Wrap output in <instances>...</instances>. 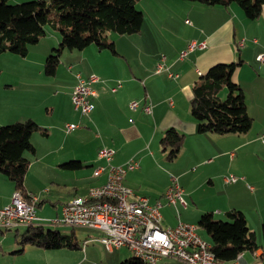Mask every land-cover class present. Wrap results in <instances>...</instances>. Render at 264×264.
Segmentation results:
<instances>
[{
	"label": "crops",
	"instance_id": "crops-1",
	"mask_svg": "<svg viewBox=\"0 0 264 264\" xmlns=\"http://www.w3.org/2000/svg\"><path fill=\"white\" fill-rule=\"evenodd\" d=\"M22 1L32 0H11L12 3ZM151 1L155 4L152 5ZM137 7L144 12L145 16L142 32L136 34L142 40L141 46L134 44L135 47L132 49L127 48L126 52H120V39L112 40L109 37L115 44L116 52L100 50L95 45L78 50L79 53H74L76 50L71 51L72 56H76L80 64L75 75L76 81H73L74 83L69 87L71 101L78 76L88 79L95 75L99 78V81L92 85L98 93V97L94 100L93 112L87 117L80 115V118H71L68 122V124H81L75 131L81 137V146L88 152L83 156L84 161L95 162L91 166L93 171L97 166L105 164L104 160L98 157L99 150L103 147L115 151L112 161L115 165H125L133 160L137 163V167L127 172L125 183L136 193L147 196L151 204L160 200L163 203L160 209L161 214L164 208L173 207L178 222L179 207L184 209L188 203L186 201L185 207L180 204L176 207L168 205L164 194L169 185L177 180L184 191V196L186 194L194 203L196 193L205 181L212 187L219 188L217 181L223 176L222 182L225 187L211 195L212 199L209 201L213 202L212 206L208 204L200 206L204 202H197L196 208L212 213L216 211L219 215L222 213L226 215L232 209L242 211L260 245L255 252L244 253V264H264V237L263 240L260 237L261 227L264 225V143L262 141L264 138V63L258 59L259 54L264 55V6L261 17L257 20L248 19L243 10L235 4L223 7L206 6L185 0H140ZM148 11L152 15L149 18L150 26L154 29V36L142 37ZM50 29L55 32L52 28ZM47 35L46 29V35L36 45L31 46L25 56L28 58L34 55L33 60L38 59L36 62L33 61L35 64L43 65L46 55L48 56L47 53L51 52L48 51L46 54L43 52L40 57L35 53L32 54L34 50L41 49V46L46 43ZM166 35L169 36L168 39ZM53 38L57 42L61 41L57 32ZM192 42H205L207 48L192 51L186 58L180 59V52ZM122 45L125 46V43L122 42ZM52 47L53 50L56 47L55 44ZM3 54L0 56L13 61L17 60L16 56H19L9 55L12 53ZM240 61L241 64L233 74V80L244 91L247 110L253 118L251 129L241 135L198 133L197 121L191 114L194 84L210 67L218 63ZM161 62L165 64V68L158 73L157 65ZM0 70L2 75L3 70L1 68ZM170 73L178 76L171 77ZM19 76L22 77L23 73ZM118 84L120 87L113 92L112 88ZM0 88L5 91V95L0 100V125L11 123L17 117L25 119L27 103L22 102L25 98L21 95L19 98L13 82L0 85ZM133 101H138L140 106L132 109L130 105ZM145 104H151V113L144 111ZM34 108L29 110L32 111ZM39 126L45 128L43 124ZM63 128L61 129L66 135L75 132H67L65 127ZM170 128L185 135L184 145L174 161L167 159L160 145L161 138ZM91 131H95L94 137L87 134ZM49 134L47 129L46 136ZM87 138L88 141L94 139L96 145L91 147ZM249 154H253L254 159L258 157L256 161L260 164L245 165L244 156ZM54 163L52 160L51 167L55 166ZM213 163L218 167L216 171H204L206 165ZM78 164L80 168L83 167L82 162ZM32 165L30 160L24 183L28 196L39 197L42 214H38L37 211V216L40 219L49 218L45 216L57 218L61 215L63 207L56 215L51 216L50 213L53 210L44 207V203L49 199L40 197L41 194L36 193L37 190L28 185ZM197 168L198 171H196ZM172 172L175 176L169 174ZM230 175L237 176L239 179L235 183H227L225 178ZM165 178L168 182H162ZM148 179L153 180L149 185L145 183L149 182ZM170 181L171 184H169ZM157 182H160L163 188L149 192L150 187L158 186ZM15 191L14 183L0 173V207L11 203ZM44 191H47L44 192L46 194L49 193L48 189ZM219 195L221 199L218 201ZM52 206L55 207V204ZM162 219L165 223L163 215ZM178 222L163 226L174 227ZM18 228L12 230L18 231ZM199 229L201 230L200 227ZM0 233L1 251V245L4 240L6 241V236L3 235V229H0ZM19 236L21 235L16 232L15 243L20 240ZM86 247L81 249L85 250ZM25 248L22 253L12 251L11 254H25ZM5 256V254L0 256V264ZM167 260V258L162 259L161 264H168Z\"/></svg>",
	"mask_w": 264,
	"mask_h": 264
},
{
	"label": "trees",
	"instance_id": "trees-1",
	"mask_svg": "<svg viewBox=\"0 0 264 264\" xmlns=\"http://www.w3.org/2000/svg\"><path fill=\"white\" fill-rule=\"evenodd\" d=\"M139 1L32 0L12 3L11 0H0V55L12 53L25 57L30 47L46 35L48 26L61 37L59 46L47 56L44 65V73L55 76L65 50H83L95 45L100 50L116 52L114 42L109 39L110 33L120 36L140 34L145 16L137 7ZM185 1L206 6L229 7L235 4L250 20L259 19L264 6V0ZM240 64L241 61L218 63L194 84L191 114L197 121L198 133L241 135L251 129L253 118L248 113L244 91L233 80V74ZM223 92L226 93L225 98H222ZM35 132L47 135V129L32 120L0 126V173L14 183L25 200H29L24 181L30 166L26 154H36L31 141ZM184 142L185 135L170 128L161 138L160 145L167 159L174 161ZM78 163L71 162L69 165L79 167ZM196 225L206 233L210 252L222 264L234 261L240 253L255 252L260 247L255 232L250 230L240 210L228 211L225 220L215 219L212 212L203 213ZM262 233L264 237V225ZM18 243L21 249L16 253H22L27 245L47 250H79L82 247L75 234L45 230L43 223L27 225ZM120 264L148 263L133 256Z\"/></svg>",
	"mask_w": 264,
	"mask_h": 264
},
{
	"label": "rangeland",
	"instance_id": "rangeland-1",
	"mask_svg": "<svg viewBox=\"0 0 264 264\" xmlns=\"http://www.w3.org/2000/svg\"><path fill=\"white\" fill-rule=\"evenodd\" d=\"M151 4L154 5L155 2L151 1ZM147 14H148L147 15L148 18H146L147 21L143 28L144 34L142 37H147L149 35L154 36L153 33L154 29L150 26L151 19L149 18L152 15L149 11ZM46 29L48 31V35H47L48 38L46 40V43H44L41 46L42 47L41 49L34 50L32 52V54L35 53L39 57L40 54H42L43 52H45L46 54L48 51H51L47 53L49 56L52 53V48H53L52 46H54L55 44L56 46L55 48H57L61 42V41L57 42L53 38L56 32H52L50 27L48 26L46 27ZM159 30H164V29L159 28ZM109 37L112 40L120 39L119 40L120 52H126L127 48L132 49V47H135L134 44L141 46L142 40L137 35L120 36L114 33H110ZM166 37L167 39L169 38L168 35H166ZM122 42L125 43V46L122 45ZM77 52L79 53L78 50H76L74 53ZM63 53L64 54H62L61 56V63L58 67L57 73L55 76H51V77L47 76L44 73V65L47 55L44 59L43 65L34 63L38 61V59H36V61L33 60V58L35 57L34 55L29 56L28 58L16 56L18 58L15 61L8 60L4 58L5 56H0V68L3 70V73L0 77V85H5L8 84V82H13L14 87L17 89V92L19 93V98L20 95L24 97L25 99L22 100V102L27 103L26 106L28 107V110L25 112L27 113L25 119H20L19 117H17V119L14 120L13 122L6 123L0 126H6L17 122H26L32 118L31 120H34L39 125L43 124L44 127L48 129V131L50 132L48 136L43 135L41 132L33 133L31 141L36 148L37 156H34L31 153H27L26 156L33 163L31 168L32 170L28 177V185L31 188L32 187L35 188L37 190L35 192L41 194L39 195L40 197L42 196L43 198L45 197V199H49L44 203V207L53 210L50 213L51 216L56 215L64 206V203L66 204L67 202L74 199L76 196H80L84 198L87 195L88 190L90 188L102 184L105 180V177L97 178L93 175V170L91 167L92 165H94L93 163H95L93 162V160L84 161L85 159L83 158V156H85L86 153L88 152L85 150L84 147L81 146L82 144L81 137L80 135L77 134V131L72 132L69 135H66L62 130L64 129L63 127H65V125L71 121V118L81 117L79 112L78 113L75 112L73 102L69 97L70 94L69 87L74 83L73 81H76L75 75L76 72H78L77 68H79L80 65L79 59H77L76 56H72L71 54L72 52L69 50H65ZM9 55H13V54H9ZM25 72L30 74L29 75L24 74ZM20 73H23L22 77L19 76ZM4 95H5V91H3L2 88H0V100ZM225 96L226 93L223 92L222 98H225ZM22 105L24 106L25 104ZM32 107L35 108L32 111H30L29 109ZM90 130H92V128ZM90 133L87 132V134L90 137H94L95 131H91ZM88 143L90 144L91 147L93 145H96L94 139L93 140L90 139ZM256 159L259 158L256 157L254 159L253 154L252 155L249 154L248 156H244L243 163L245 165L260 164L259 162L256 161ZM52 160L53 162H55L54 167H51ZM71 162H82L83 167L81 168L72 167L71 165H69ZM217 168L218 167L213 163L210 165H206L204 171L214 172L216 171ZM198 170L199 169L197 168L196 171ZM169 174H171V176H175L173 175V172ZM222 177H219V180L217 181V183L219 184V188L212 187L211 184H208L205 181L204 185L201 186L199 191L196 193L195 196L196 201H194V203L185 194V199L188 203V206L184 209L179 207L180 220L182 222L188 224L198 223L200 216L203 213H206V211L198 210L196 208V203L204 202L200 204V206H204L205 204L212 206L213 202L209 201L212 199L211 195L217 192L219 189H224L225 187L222 182V180L224 181ZM237 178L239 179V177ZM166 181L167 178H165L162 182H166ZM152 182L153 180H149V182L146 181L145 183H148L147 185H149ZM171 183L172 182L170 181L169 184ZM125 185L128 188H130L126 183ZM157 185H158L157 187H150L149 192H153V190L156 189L160 190L163 188L161 187L162 184L160 182H157ZM170 186L171 185H169V187ZM46 189L49 190V193L47 194L44 193L47 192L44 191ZM34 198L35 196H29V200H33ZM220 199H221V195H219L218 201ZM39 202L40 201L38 197L36 202H34L32 205L35 207L36 212L38 211V214H42L41 207H39ZM52 204H55V207H53ZM54 208H56L57 210L56 209L54 210ZM213 214L215 219H221V220L226 219L225 213L219 215L216 211H213ZM162 215L165 218V223L163 222L164 226L165 225L168 226V224L170 225L176 224L178 222V219L175 217L176 213L173 207L168 206V208H164L162 210ZM45 217H49L48 219H55L50 216H45ZM38 222L44 224L45 230H55V231H59L62 234H68V235L75 234L80 245H82L84 240L86 239H92L93 241L87 245L85 250L84 249L47 250V249L36 248L28 245L25 248V254L22 255L11 254L12 251L14 252L21 249V246L17 242L15 243L14 241L15 234L16 232H18L21 235L25 231L27 225L19 226L18 231L17 230L7 231L3 229L4 230L3 235L6 236V241L4 240V242L1 245L2 249L0 251V256L4 254L6 256L5 259L2 260V264H120V262H122L123 260L133 257L132 252H130L128 249L125 248L117 250L115 253L111 254L109 251H107L105 246L100 242L101 234L97 230L87 229L81 226L72 227L69 225H50L47 224L48 220H42ZM262 227L260 231V237L263 240ZM198 233L204 240L206 241L208 240V237L204 231L198 229ZM0 237H1V233H0ZM167 259L168 260L166 263L168 264H185L184 262L176 259L174 260L173 258H167Z\"/></svg>",
	"mask_w": 264,
	"mask_h": 264
},
{
	"label": "built area",
	"instance_id": "built-area-1",
	"mask_svg": "<svg viewBox=\"0 0 264 264\" xmlns=\"http://www.w3.org/2000/svg\"><path fill=\"white\" fill-rule=\"evenodd\" d=\"M189 23V21H186ZM207 48L205 42H192L180 52V59L197 49ZM258 59L264 63V55L259 54ZM163 62L157 65V72L163 71ZM171 77H177L172 73ZM99 81L95 75L90 78L78 76L77 84L72 91L74 109L81 116H89L95 109L94 100L98 97L93 84ZM120 84L112 88L115 92ZM140 106L138 101L131 102L130 107L136 109ZM146 113L152 112L151 104L144 105ZM80 125L67 124V132L75 131ZM264 143V138L262 139ZM115 151L103 147L99 150L98 157L105 164L97 166L93 175L97 178L105 177L102 184L93 186L83 198L76 196L64 204L60 217L55 219H40L33 200H25L20 191H15L9 205L0 208V224L9 223L10 230L14 225L26 223L28 220H50L55 225L82 224L87 229L99 231L102 244L110 253L122 248L128 249L132 254L144 255V262L148 264H161L163 257H170L185 264H222L210 252V244L198 233L196 224H188L179 220L174 227H163L160 212L163 203L158 200L151 204L149 198L135 193L132 189L125 188V177L128 171L137 167L133 160L125 165L113 164ZM236 176L225 178L227 183H235ZM164 198L168 205L186 206L183 189L177 180L167 189ZM92 239L84 240L82 247H86ZM244 253L227 264H244Z\"/></svg>",
	"mask_w": 264,
	"mask_h": 264
},
{
	"label": "bare ground",
	"instance_id": "bare-ground-1",
	"mask_svg": "<svg viewBox=\"0 0 264 264\" xmlns=\"http://www.w3.org/2000/svg\"><path fill=\"white\" fill-rule=\"evenodd\" d=\"M125 188H128V187L125 185ZM128 189H130V188H128ZM38 223H39L38 220H28L26 223H19V225H14V228L19 227V226H21V225L38 224ZM47 224L55 225V224L51 223L50 220H48V223H47ZM69 226H72V227L81 226V227L86 228V227H85L84 225H82V224H69ZM0 227H1V228H5V229H10V224H9V223H1V224H0ZM86 240H87V239H86ZM92 241H93V240H92ZM100 242L102 243V240H101V239H100ZM133 256H135V257H137V258H139V259H141V260L144 261V255H142V254H133ZM164 258H170V257H163V259H164Z\"/></svg>",
	"mask_w": 264,
	"mask_h": 264
}]
</instances>
